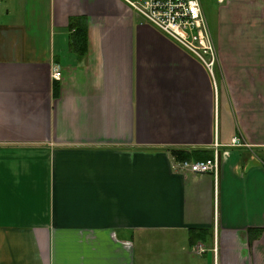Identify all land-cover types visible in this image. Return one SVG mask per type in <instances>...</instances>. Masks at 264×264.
<instances>
[{
    "label": "crops",
    "instance_id": "crops-1",
    "mask_svg": "<svg viewBox=\"0 0 264 264\" xmlns=\"http://www.w3.org/2000/svg\"><path fill=\"white\" fill-rule=\"evenodd\" d=\"M213 11L216 81L122 0H0V264H264V0Z\"/></svg>",
    "mask_w": 264,
    "mask_h": 264
},
{
    "label": "built area",
    "instance_id": "built-area-1",
    "mask_svg": "<svg viewBox=\"0 0 264 264\" xmlns=\"http://www.w3.org/2000/svg\"><path fill=\"white\" fill-rule=\"evenodd\" d=\"M142 20L143 23L157 28L186 51L197 58L216 81V70L219 64L218 52L209 21L204 9V0H122ZM225 0H216L223 3ZM61 72L55 71L54 79L60 80ZM231 147L239 146L233 140ZM173 169L180 173L217 174L219 159L206 161H177Z\"/></svg>",
    "mask_w": 264,
    "mask_h": 264
},
{
    "label": "trees",
    "instance_id": "trees-1",
    "mask_svg": "<svg viewBox=\"0 0 264 264\" xmlns=\"http://www.w3.org/2000/svg\"><path fill=\"white\" fill-rule=\"evenodd\" d=\"M70 25H73L72 28L76 27L75 33L73 35V42L71 44L74 51L79 53L81 56L85 55L86 47H87V32L85 26L78 21H72ZM58 92V81L54 83V95H57ZM171 154L174 156L175 160L177 161H185V160H194V161H206L214 158L213 154L210 155H203L200 159H195V153L199 151L195 150H186V149H173L170 150ZM195 237H193V243L195 242ZM197 241V240H196Z\"/></svg>",
    "mask_w": 264,
    "mask_h": 264
},
{
    "label": "rangeland",
    "instance_id": "rangeland-1",
    "mask_svg": "<svg viewBox=\"0 0 264 264\" xmlns=\"http://www.w3.org/2000/svg\"><path fill=\"white\" fill-rule=\"evenodd\" d=\"M203 5L210 23L211 30L213 31L215 23H217L215 12L213 11L215 8V0H204Z\"/></svg>",
    "mask_w": 264,
    "mask_h": 264
},
{
    "label": "bare ground",
    "instance_id": "bare-ground-1",
    "mask_svg": "<svg viewBox=\"0 0 264 264\" xmlns=\"http://www.w3.org/2000/svg\"><path fill=\"white\" fill-rule=\"evenodd\" d=\"M137 15V14H136Z\"/></svg>",
    "mask_w": 264,
    "mask_h": 264
}]
</instances>
